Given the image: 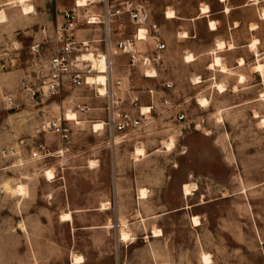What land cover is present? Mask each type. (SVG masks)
Listing matches in <instances>:
<instances>
[{
  "label": "rangeland",
  "instance_id": "rangeland-1",
  "mask_svg": "<svg viewBox=\"0 0 264 264\" xmlns=\"http://www.w3.org/2000/svg\"><path fill=\"white\" fill-rule=\"evenodd\" d=\"M12 1L0 0L6 15L0 22V264H76L74 256L83 257L80 264H204V253L211 264H264V90L257 99L255 79L249 91L228 87L221 93L216 81L228 85L231 72L207 71L206 59L184 63L192 53L180 49L175 26L165 19L169 2L142 0L168 41L165 70L176 81V93L169 95L186 120L179 122L158 104L142 131L123 142L94 134L84 123L62 142L38 128L42 119L72 111L68 101L39 103L23 92L22 82H36L45 72L54 43L33 47L45 28L53 34L63 22L61 10L75 0H31L30 15L7 4ZM195 3L181 0L188 14ZM258 37L264 46V23ZM199 74L215 80L197 90L192 81ZM136 84L146 85L141 77ZM8 95L19 108H8ZM85 95L88 115L104 116L102 104ZM200 98L209 104L202 106ZM171 137L176 145L168 151ZM41 143L51 155L32 159ZM142 146L146 155L137 158ZM50 169L52 181L44 175ZM184 183H195L197 190L185 197ZM18 184L26 185L25 196L8 189ZM141 188H147V199L139 198ZM105 202L109 209L100 210ZM67 211L72 222L60 219ZM123 221L130 233L125 241L119 236Z\"/></svg>",
  "mask_w": 264,
  "mask_h": 264
},
{
  "label": "built area",
  "instance_id": "built-area-1",
  "mask_svg": "<svg viewBox=\"0 0 264 264\" xmlns=\"http://www.w3.org/2000/svg\"><path fill=\"white\" fill-rule=\"evenodd\" d=\"M63 22L57 24L52 35H46L33 49L39 50L54 43L46 61L45 72L36 82L23 80L22 90L39 103L64 98L69 109L77 114L74 120L48 116L42 119L38 133L54 134L62 142H69L74 125L89 124L94 134H109L114 143L122 142L142 131L147 115L152 114L155 100L174 113L179 122L186 120L185 111L173 103L169 94L157 98L154 87H138L137 78L157 79L166 59L167 44L151 11L142 0H75L61 10ZM119 57L126 58L120 62ZM154 72V73H153ZM104 92H100L99 77ZM163 91L174 89V83L163 82ZM82 92V94H81ZM86 93L102 102L99 109L104 116L88 115L92 108L83 100ZM5 103L17 109V98L8 95ZM148 103V104H147ZM150 109L145 112L144 108ZM101 123L100 128L96 124ZM51 151L41 143L32 159L46 160Z\"/></svg>",
  "mask_w": 264,
  "mask_h": 264
},
{
  "label": "crops",
  "instance_id": "crops-1",
  "mask_svg": "<svg viewBox=\"0 0 264 264\" xmlns=\"http://www.w3.org/2000/svg\"><path fill=\"white\" fill-rule=\"evenodd\" d=\"M167 2H169L167 9L174 10L176 16L174 18H167V10L164 16L167 21H170V23L175 26V34L177 35L180 49L184 54L192 53L195 56L192 62L188 63L184 60V63L196 64L202 59H206L207 71H213L210 65L214 57L213 52L216 50L217 54L222 57L224 63L231 72L227 73L230 75L229 77H231L228 84L229 86L227 82H223L227 87V91L228 87H236L237 90H234V93L249 91L251 88L250 79L253 78L257 83L256 98L259 99L262 90H264V77L257 71L251 72L250 66L254 62L255 64L258 63V60L261 62L264 61V46L262 42L259 41L258 37L261 25L264 23V18L262 16L264 12V0H196L195 5L191 6L193 12L191 14L183 10L181 0H167ZM203 6H208L209 10L203 12ZM247 9L254 10L252 17L246 16L245 12ZM211 23H214L216 27L213 28ZM251 25H255L256 28H253V26L251 27ZM159 29L167 44L165 63L159 70V77L155 80H146V85L142 86L143 88H156L157 98L169 94V92L176 93V81L173 79L172 75L165 70L169 44L161 28ZM185 33L187 37H184ZM254 38L259 41L257 45L259 56L252 50L250 45ZM219 41L226 44L223 50L217 47ZM125 59L124 57H119L117 60L123 62ZM241 59H243V63L240 62ZM241 75L245 76L244 82L240 81ZM197 76L201 82L192 81V85L197 90L215 80L205 78L201 74ZM165 81L174 83V89L166 92L163 91L161 84ZM216 83L218 82L216 81ZM203 93L204 91H198L197 94L201 95ZM96 101L102 104L100 100L96 99ZM63 103H65V101ZM158 104L159 102L155 100L154 109L158 107Z\"/></svg>",
  "mask_w": 264,
  "mask_h": 264
},
{
  "label": "bare ground",
  "instance_id": "bare-ground-1",
  "mask_svg": "<svg viewBox=\"0 0 264 264\" xmlns=\"http://www.w3.org/2000/svg\"><path fill=\"white\" fill-rule=\"evenodd\" d=\"M255 1H258V0H255ZM13 3L16 4L15 6L21 8L22 13L24 15H30V14L35 12V5H33L31 3V0H16V1L13 0L12 2H8L7 4H13ZM202 10H203V12H207L209 10V7L208 6H203ZM166 15H167V18H174L176 16L175 15V11L172 10V9L168 10ZM262 16L264 18V12H263ZM4 21H6V15H5L4 11L2 10V11H0V22L2 23ZM211 26L213 28L216 27V25L214 23H211ZM184 37H187L186 33L184 34ZM217 45H218L217 46L218 49L223 50L226 44L224 42H222V41H219ZM250 45H251L252 50L255 51L256 53H258V50H257L258 40L257 39L254 40ZM213 53H214V57H213V62L210 65V68H212L213 70L216 69V68H219L222 72H229V68L224 63L222 57L219 54H217V51L215 50ZM185 59H186L187 62H192L195 59V56L193 54H188L185 57ZM240 62L243 63V59H241ZM254 69L257 72H260L261 74L264 75V62H260L259 61L254 66ZM196 79H197L196 81L198 83L201 82L199 77H197ZM244 80H245V76L241 75L240 76V81L244 82ZM98 81H99L98 88L100 89V92L103 93L104 92V88L101 87V84H103L105 82V78L103 76H100ZM215 87H217L218 90L221 93H224L225 91H227V87H226V85L224 83H217ZM199 101H200V104L202 106H207L209 104V100L207 98H200ZM144 111L145 112H149L150 109L145 107ZM66 117L68 119H70V120H74L77 117V114L74 111H68L67 114H66ZM258 117H259V115H258ZM261 122L264 124V119H262ZM101 126H102L101 123L96 124V128H100ZM175 145H176V141H175V139L173 137H171L170 140L165 143L164 148H166L168 151H172L175 148ZM134 153H135L136 157L139 158L140 156H145L146 155V149L143 146L142 147H137ZM94 160H96V159H94ZM94 160L92 159V161H90V164H91L92 168H94L95 165H96V162ZM44 175L50 181H52V179L55 178V174H54L52 169L47 170ZM8 189L10 190L11 193H13L14 195H17V196H25L27 194V187H26L25 184H18L16 186H9ZM195 190H197V185L195 183H184L183 184V194L185 195V197H188V196L192 195ZM138 194H139V198L140 199H147L149 197L147 188H141L139 190ZM108 205H110V204H108ZM108 205L106 204V202L103 203L102 207L100 208V210H108L109 209ZM60 219H61L62 222H72L73 221L72 212L67 211V212L62 213L60 215ZM191 221H192V223L194 225H198L199 222H200V219H199L198 216H193ZM122 225L123 226H122V229L120 230V235L119 236H120L121 240L125 241V240H128L129 237H130V233L127 230L129 224H127L126 221L125 222L123 221ZM154 233L158 234V233H160V230H154ZM201 258H202V261H203L204 264H211V259H210V256L208 254H205V253L202 254ZM73 260H74V262L76 264H80L83 261V257L82 256H74Z\"/></svg>",
  "mask_w": 264,
  "mask_h": 264
}]
</instances>
